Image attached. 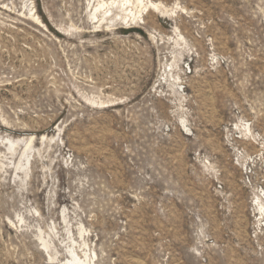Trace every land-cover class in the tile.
<instances>
[{"label": "rangeland", "instance_id": "1", "mask_svg": "<svg viewBox=\"0 0 264 264\" xmlns=\"http://www.w3.org/2000/svg\"><path fill=\"white\" fill-rule=\"evenodd\" d=\"M98 1L0 0V264H264V0Z\"/></svg>", "mask_w": 264, "mask_h": 264}, {"label": "bare ground", "instance_id": "2", "mask_svg": "<svg viewBox=\"0 0 264 264\" xmlns=\"http://www.w3.org/2000/svg\"><path fill=\"white\" fill-rule=\"evenodd\" d=\"M31 1H33V0H31ZM109 1L108 0H99L97 6L95 8L94 13L92 14L93 19H96L97 23H99V25H100V23H103L106 21H110L109 23H111V21L113 22L118 17H120L123 21H127V22L130 20H133V21L141 20L142 19L141 16H142L144 10L141 9L139 14L137 15L136 13L133 12L132 9H128V7L130 5H132V7L135 6L136 8H139V7L143 8L144 7L145 10H147L149 8L158 9V5L155 3H152V2H150L149 6L144 5V0H134V1H132V0H114L112 2L111 1L109 2ZM115 11H117V15L114 13ZM35 17H36V15H35ZM117 20H119V18ZM38 21H39V19H38ZM258 199L261 201L259 204V207L262 210V209H264V200L260 196H258ZM71 264H91V263H87L85 261L75 259L71 262Z\"/></svg>", "mask_w": 264, "mask_h": 264}]
</instances>
